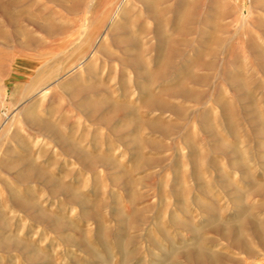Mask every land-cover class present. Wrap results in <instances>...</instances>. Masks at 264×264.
<instances>
[{"label": "rangeland", "instance_id": "rangeland-1", "mask_svg": "<svg viewBox=\"0 0 264 264\" xmlns=\"http://www.w3.org/2000/svg\"><path fill=\"white\" fill-rule=\"evenodd\" d=\"M120 1L0 0V264H264V0Z\"/></svg>", "mask_w": 264, "mask_h": 264}, {"label": "bare ground", "instance_id": "bare-ground-1", "mask_svg": "<svg viewBox=\"0 0 264 264\" xmlns=\"http://www.w3.org/2000/svg\"><path fill=\"white\" fill-rule=\"evenodd\" d=\"M121 2H122V0L119 2V4L117 5V7H118V9L119 10H122V6L120 5L121 4ZM117 24V23H116ZM115 24V25H116ZM85 27V26H84ZM98 36V35H97ZM115 56V55H114ZM31 120V119H30ZM45 124V123H44ZM5 131V130H4ZM6 132V131H5ZM4 136V135H3ZM27 147V146H26ZM21 156V155H20ZM16 167V166H15ZM27 167V166H26ZM11 170V169H10ZM29 172V171H28ZM30 173V172H29ZM9 181V180H8ZM19 192V191H18ZM43 215V214H42ZM38 223H40V222H38ZM58 227V226H57ZM256 228V227H255ZM259 227H257V229H258ZM3 229V228H2ZM259 229H261V228H259ZM256 230V229H255ZM257 232V231H256ZM8 233V232H7ZM263 238V237H262ZM240 244H242L241 242H240ZM235 245V244H234ZM244 247V246H243ZM242 247V248H243ZM246 247V246H245ZM9 251V250H8ZM248 251V250H247ZM246 252V251H245ZM190 253H194L195 254V256L197 257V258H199V260L201 259V258H207L208 260H209V262L211 263V264H215V263H218L217 262V256H208L206 253H204V252H198V251H196V252H194L193 250L192 251H190L189 253H187V256H189V254ZM247 253V252H246ZM219 259V258H218ZM168 264V263H167Z\"/></svg>", "mask_w": 264, "mask_h": 264}]
</instances>
